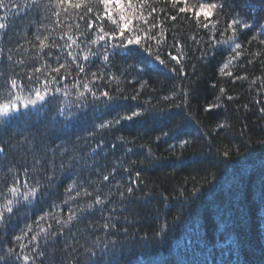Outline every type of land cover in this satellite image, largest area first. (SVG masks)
Returning a JSON list of instances; mask_svg holds the SVG:
<instances>
[{
	"label": "trees",
	"instance_id": "1",
	"mask_svg": "<svg viewBox=\"0 0 264 264\" xmlns=\"http://www.w3.org/2000/svg\"><path fill=\"white\" fill-rule=\"evenodd\" d=\"M0 24V264H264V0H0Z\"/></svg>",
	"mask_w": 264,
	"mask_h": 264
},
{
	"label": "snow or ice",
	"instance_id": "2",
	"mask_svg": "<svg viewBox=\"0 0 264 264\" xmlns=\"http://www.w3.org/2000/svg\"><path fill=\"white\" fill-rule=\"evenodd\" d=\"M103 2H104V4L107 5L108 3L111 2V0H103ZM117 2H118V0H117ZM202 7H203V6H202ZM207 7H208L209 9H213V8H216L217 5H216V4H209V5H207ZM181 11H182V12H183V11H186V9H183V8H182ZM233 24H237V21H236V20H233ZM238 26H239V25L237 24V27H238ZM4 27H5V25L0 24V29H2V28H4ZM244 27L247 28L248 25L245 24ZM236 30H237L236 28H233V31H234V32H235ZM121 34L123 35V33H121ZM125 38L127 39V42H128L129 45H133V44H137V45H138V44H140V42H141L139 37H136L135 39H133V38H131V37H125ZM101 39H103V37H101ZM237 47H240V45H237ZM86 58H87V57H86ZM156 58L159 60V57H156ZM105 59H107V57H105ZM173 59H176V57H173ZM161 63H163V61H161ZM225 67H227V65H225ZM81 71H83V68H81ZM12 84H13V86H15L16 82L13 81ZM104 95L107 96V93H104ZM36 96H37V99H39V100H44V96L41 95L40 92H37V93H36ZM29 103H31V104H35V103H36V100H31V101H29ZM177 106H179V105H177ZM16 107H17L16 105H3V106H0V114H6V113H8L11 109H14V108H16ZM25 107H27V105H25ZM261 111L264 112V109H261ZM142 115H143L142 112H132V114H131L130 116L126 117V119L129 120V121H132L134 118H136V117H140V116H142ZM220 127H223V125H221ZM165 135H167V134H165ZM157 139H160V137H157ZM188 143H189V141H183V142H181L180 146H181V147H184V146H185L186 144H188ZM223 155H224L225 157H228V156H229V151H228V150H225V151L223 152ZM136 175L139 176L140 174L137 173ZM104 179L107 180L108 177L105 176ZM13 191H15V189H13ZM127 191H128L129 193H132V192H133V188H132V187H128V188H127ZM25 198H27V197H25ZM9 203H11V201H9ZM8 212H12V209H11V208H8ZM0 215H2V214H0ZM106 226H107V225H106ZM25 259L27 260L28 257H25Z\"/></svg>",
	"mask_w": 264,
	"mask_h": 264
}]
</instances>
